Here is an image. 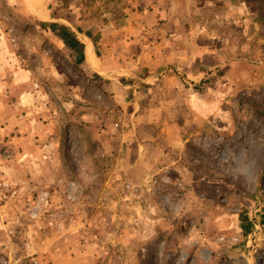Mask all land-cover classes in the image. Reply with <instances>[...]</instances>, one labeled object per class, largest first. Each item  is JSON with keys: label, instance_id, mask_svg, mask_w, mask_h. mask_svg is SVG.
Returning a JSON list of instances; mask_svg holds the SVG:
<instances>
[{"label": "rangeland", "instance_id": "rangeland-1", "mask_svg": "<svg viewBox=\"0 0 264 264\" xmlns=\"http://www.w3.org/2000/svg\"><path fill=\"white\" fill-rule=\"evenodd\" d=\"M22 3L0 0V264H264V0L46 1L99 55L141 24L165 80L135 55L86 74Z\"/></svg>", "mask_w": 264, "mask_h": 264}, {"label": "crops", "instance_id": "crops-1", "mask_svg": "<svg viewBox=\"0 0 264 264\" xmlns=\"http://www.w3.org/2000/svg\"><path fill=\"white\" fill-rule=\"evenodd\" d=\"M22 1V5L24 6L26 3L29 11H31V13L40 21H56L58 26L60 25V28L57 27V29L55 30L57 38L61 41L63 46L69 50L68 53L75 59V61H79L82 66H84L86 74L97 73L101 75V73H111L116 66L113 59L117 57L129 59L133 57L132 55H135L140 61L141 59H144L143 62L141 61L140 66H138V68L136 69V72L139 75L142 74L144 76H152V74H155L159 80H165L172 76L170 71L156 72V70H158V61L160 59L155 58L154 54L149 55L148 53H145V48H143V45H145V43L143 35L141 33V27L143 26L141 24L127 21V23L123 25L124 27L114 31L115 34L119 35L121 39H123V41L121 40V43L124 44L125 48L122 52L119 51V48H116L118 46H116L114 42L110 41L103 44L101 49L102 55H99L95 42L96 35L93 33L94 31L92 30V28L88 30V27L86 25L83 26V24L78 20L74 21V24L70 21L66 22L64 19L53 18V15L55 13L51 12V10H49V8L46 6L45 3L47 0H41L42 12H38L29 0ZM159 12L160 11L158 10L154 11L155 15H157ZM147 25L148 27H151L152 23H149ZM141 47L142 50L139 51V48ZM133 48H136V51H133L134 53L132 52ZM186 51L187 50H181L180 55L184 72H189L190 75H197L199 77H202L203 70L202 68H200L202 64H200L199 61L195 63V68H193L192 70H190L187 66L184 67V60L185 62H187L188 58H190V55L186 54ZM160 52L161 51H158L157 55L163 59V54H161ZM195 58H201V54L197 53ZM182 85L185 86L186 84L181 83V86ZM185 98L186 100H189V94L185 95ZM29 118V115L25 117V134L27 135L26 137L33 138L34 133H36V135L40 133L41 137L43 138L44 132L50 131L51 122L49 119L46 118L45 120L40 121V132H38L33 131L31 127V118Z\"/></svg>", "mask_w": 264, "mask_h": 264}, {"label": "bare ground", "instance_id": "bare-ground-1", "mask_svg": "<svg viewBox=\"0 0 264 264\" xmlns=\"http://www.w3.org/2000/svg\"><path fill=\"white\" fill-rule=\"evenodd\" d=\"M41 11H42V9H41Z\"/></svg>", "mask_w": 264, "mask_h": 264}]
</instances>
